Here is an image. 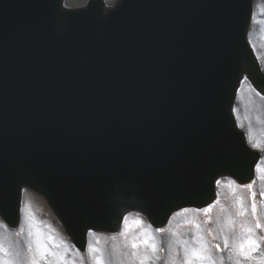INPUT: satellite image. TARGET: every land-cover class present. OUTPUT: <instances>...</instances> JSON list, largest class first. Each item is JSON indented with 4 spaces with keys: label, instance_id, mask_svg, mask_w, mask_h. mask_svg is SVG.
Wrapping results in <instances>:
<instances>
[{
    "label": "water",
    "instance_id": "95a60500",
    "mask_svg": "<svg viewBox=\"0 0 264 264\" xmlns=\"http://www.w3.org/2000/svg\"><path fill=\"white\" fill-rule=\"evenodd\" d=\"M38 1L45 6V0ZM135 1L137 0H130L118 9L121 15L118 21L130 23V26L138 21L141 24L137 29L141 31L140 35L153 32V29L160 34L156 44L163 56L170 60L167 63L164 59L161 66L159 65L164 76L156 75L154 80L149 77L140 79L137 76L141 74L136 73V77L131 79L137 78V81H132V87L137 86L138 90L134 98L127 97L128 95L103 94L109 89L106 86H103L105 90L93 93L91 97H94L97 103L104 96L112 98L110 111L101 113L115 114V124L119 127L115 130V135L117 138L121 137V140L116 141V145L123 147V138L129 136L131 140L127 142L126 148L133 149L129 150L132 155L137 153L141 157L140 162L144 163L149 173L147 178L156 187L147 203L151 202V199L155 202L160 199L159 189L162 185V196L177 197L183 190L192 186L198 191L206 173H209V198L212 196L211 183L217 175L213 171L232 161H228V158L237 156L234 150L227 148L224 143L227 129L222 127L219 121V103L213 86L216 82L226 80L235 64L236 70L238 65L240 70L236 76L237 81L244 74L248 61L246 59L250 58L243 34L248 9L241 7V0H152L147 3L150 9L139 11L137 14ZM58 5L59 1L56 2L55 9L46 11L54 23L52 33L39 30L43 16L36 18L34 10L35 18L27 23L28 29L23 18L19 19L17 28L10 26L13 21L5 17L8 6L0 4V109H11V113L0 111V137L4 134L7 140L12 139L6 142L5 147L0 148V161L4 158L5 163L18 164L19 159L24 156H43L48 161L47 168L50 173L58 170L60 158H57L59 164H56V156L49 153L46 137L37 134L36 138L27 139L25 136L24 143L20 146L13 141V136H9V133H15L14 116L18 118V124H28L37 114V111L33 114L28 110L49 107L50 100H53L56 106L62 107L64 104L61 91L73 99L71 102L81 109L83 115L86 112L79 105L84 104L86 97L74 94L67 78L76 66L71 60L72 56L66 53L76 40L80 23L85 22L86 15L72 20L68 13L60 12ZM97 16L103 19L99 9ZM24 18L29 20L28 16ZM58 26L66 27L60 38L55 34V28ZM54 35L56 40L52 39ZM179 38L190 44L192 55L184 56L181 49L175 46ZM139 65L140 73L148 70L146 63ZM100 66L103 67L102 64ZM94 69L98 70L97 64ZM174 77L176 79H173ZM72 79L75 86L93 89L92 85L85 86V78L75 76ZM106 82L107 85L115 82L120 89L128 88L127 85H120L119 80ZM184 84L183 89L176 95L170 92ZM187 87L193 90L191 94L187 93ZM52 110L49 108V111ZM228 114L227 112L226 121L230 128L232 121ZM109 124L108 121L104 123L105 126ZM161 125L164 127L159 130ZM27 140L38 143L37 148L25 150ZM86 147L90 148L88 143L85 146L82 142L78 151H83ZM146 160L149 162H145ZM156 165L162 170V174L158 172ZM136 166L137 164H131L126 172L121 171L112 176L109 174L112 173L110 169L94 160L91 170L101 173L95 176L94 184L100 188H110L120 196L131 193L139 195L140 190L130 182V173H133ZM8 168L4 166L5 170ZM224 170L226 168L222 171ZM11 175L10 169L9 175H4L7 181L5 183L16 187L18 181ZM69 181L83 189L72 174L69 175ZM21 185L22 183L16 187L17 195L12 199L16 206ZM164 202V199L160 200V203ZM140 204L145 205V201ZM10 205H6L4 210L11 211Z\"/></svg>",
    "mask_w": 264,
    "mask_h": 264
},
{
    "label": "rangeland",
    "instance_id": "374dc122",
    "mask_svg": "<svg viewBox=\"0 0 264 264\" xmlns=\"http://www.w3.org/2000/svg\"><path fill=\"white\" fill-rule=\"evenodd\" d=\"M257 3H261L264 9V0L256 1L254 6H258ZM261 19L259 23L261 21L263 27L256 36L254 33L249 36L252 43L254 40L264 41V18ZM257 45V56L263 59L264 46L260 42ZM242 94H247L248 99L253 97L250 92ZM256 99L261 102V99ZM234 109L236 113L240 105ZM237 115V123L243 126L239 113ZM246 118L247 128L253 135L250 144L258 147L262 141L258 137L256 139L252 131L255 118L249 114ZM262 193L264 156L261 157L257 179L251 187L241 188L232 182L223 181L219 185L218 200L210 211H183L160 231L148 229L145 221L128 215L114 237L92 234L90 240L94 250L88 261L74 249L53 213L40 201L44 212L38 213V218L32 220L31 226L21 219L18 228L10 231L0 222V229L7 234L0 241V264H97L98 260L101 264H264L260 261L264 260V255L257 256V253L263 252V242L256 238V225H261L256 194L262 196ZM25 198H28L27 192ZM146 231L156 235V238L152 241L150 236V240ZM249 238L259 242L258 251L252 252L245 243ZM225 241L227 248L224 246ZM241 244H244V252L240 251ZM194 252L203 258L194 256Z\"/></svg>",
    "mask_w": 264,
    "mask_h": 264
},
{
    "label": "snow or ice",
    "instance_id": "6c2138e0",
    "mask_svg": "<svg viewBox=\"0 0 264 264\" xmlns=\"http://www.w3.org/2000/svg\"><path fill=\"white\" fill-rule=\"evenodd\" d=\"M249 187H251V185H249ZM261 195L264 196V193H262ZM210 207L211 206H209L208 209H204V211L205 212L209 211L210 210ZM256 227L259 228V227H261V225L259 223H257ZM145 243H147V241H145ZM245 243L251 247L252 252H256V251L259 250L260 245H259V242L258 241H255V240L249 238L248 240L245 241ZM224 246H225V248L228 247L227 241H225V245ZM133 247H136V245L133 244ZM216 247L219 250V245H217ZM240 251L241 252H244V244H241L240 245ZM193 255L194 256H200V258H203V256L201 254H199V253H195L194 252ZM97 264H101V262L98 260L97 261Z\"/></svg>",
    "mask_w": 264,
    "mask_h": 264
},
{
    "label": "bare ground",
    "instance_id": "6f19581e",
    "mask_svg": "<svg viewBox=\"0 0 264 264\" xmlns=\"http://www.w3.org/2000/svg\"><path fill=\"white\" fill-rule=\"evenodd\" d=\"M253 111L259 116L260 120L264 125V108L257 103L254 104Z\"/></svg>",
    "mask_w": 264,
    "mask_h": 264
}]
</instances>
